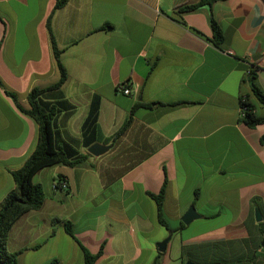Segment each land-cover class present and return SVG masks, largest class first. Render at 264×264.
Here are the masks:
<instances>
[{
  "label": "crops",
  "instance_id": "1",
  "mask_svg": "<svg viewBox=\"0 0 264 264\" xmlns=\"http://www.w3.org/2000/svg\"><path fill=\"white\" fill-rule=\"evenodd\" d=\"M201 1L210 3L178 10ZM55 3L0 0V203L37 137L35 122L5 89L27 106L33 87L59 79L52 41L67 79L43 101L56 108V144L86 155L33 176L45 199L9 231L7 248L18 264H84L80 245L91 253L103 245L93 264H153L159 255L156 264H264V123L247 126L240 109L248 96L264 116L242 81L245 67L255 65L264 92V0ZM211 16L222 48L212 42ZM137 103L148 106L132 111ZM94 143L110 147L95 156L88 152ZM164 179L170 227L190 205L200 215L172 233L147 195Z\"/></svg>",
  "mask_w": 264,
  "mask_h": 264
},
{
  "label": "trees",
  "instance_id": "2",
  "mask_svg": "<svg viewBox=\"0 0 264 264\" xmlns=\"http://www.w3.org/2000/svg\"><path fill=\"white\" fill-rule=\"evenodd\" d=\"M67 0H56L54 9L62 7ZM209 1H201L195 4L183 5L178 8L179 12L195 9ZM183 23V21L181 20ZM210 24L213 30L212 42L219 48H222L223 36L216 21L210 17ZM52 49L59 70V79L46 87H33L26 95L27 106H24L16 94L5 89V93L10 96L16 107L23 114L30 117L37 125L36 144L31 154L26 158L23 165L12 171L15 188L8 191L0 203V264H18L17 252L10 251L7 248V240L11 227L16 220L30 210H38L41 208L45 194L40 184L33 182V176L41 169L58 164L73 166L86 158V155L72 154L67 151L66 146L60 147L56 144L53 120L56 115L54 106L47 107L43 101V96L48 92L59 90L67 79V71L60 60V50L52 41ZM257 66L247 65L244 69L242 81L247 82L251 96L257 103L264 107V92L256 83ZM122 88L127 87V83L121 85ZM184 102H176L173 105H179ZM148 104L137 103L133 109L139 107H147ZM241 120L249 127H255L264 123V116L256 113L255 105L250 101L248 96L240 98ZM97 105H92L89 119L93 120L96 117ZM130 122V117L124 125L114 135V139L120 136L127 128ZM260 142L264 143V134L260 137ZM89 145V144H88ZM166 179L158 193L147 192L157 207V220L166 227L170 233L174 230L181 229L184 224L182 222L172 229L166 217L163 214V202L165 196ZM57 221V220H56ZM65 231L73 236L72 225L69 221H64ZM84 254V264H93L95 260L102 254L103 245L100 246L96 253L89 252L86 248L80 245ZM160 256V255H159ZM159 256L156 257L153 264L159 262Z\"/></svg>",
  "mask_w": 264,
  "mask_h": 264
},
{
  "label": "water",
  "instance_id": "3",
  "mask_svg": "<svg viewBox=\"0 0 264 264\" xmlns=\"http://www.w3.org/2000/svg\"><path fill=\"white\" fill-rule=\"evenodd\" d=\"M110 146L107 145H102L100 143H94L91 146H89L88 148V152L92 155H100L101 153L105 152ZM200 215L196 212L195 206L194 205H190L189 208L186 210V212L182 215L181 217V221L184 224H188L190 223L192 220L199 218ZM255 217L257 220H260V215H259V211L255 210ZM170 236H167L164 240H162L161 242H159L157 244L158 250L160 252L165 251V247H166V243L169 240ZM184 264H196L193 261H186Z\"/></svg>",
  "mask_w": 264,
  "mask_h": 264
},
{
  "label": "built area",
  "instance_id": "4",
  "mask_svg": "<svg viewBox=\"0 0 264 264\" xmlns=\"http://www.w3.org/2000/svg\"><path fill=\"white\" fill-rule=\"evenodd\" d=\"M263 61H264V58H263ZM122 92H123L124 94H129V93H130V89H129V87H124V88H122ZM66 186H67V183H66L65 181H63V182L61 183V187H62V188H66Z\"/></svg>",
  "mask_w": 264,
  "mask_h": 264
},
{
  "label": "rangeland",
  "instance_id": "5",
  "mask_svg": "<svg viewBox=\"0 0 264 264\" xmlns=\"http://www.w3.org/2000/svg\"><path fill=\"white\" fill-rule=\"evenodd\" d=\"M263 110H264V109H260V110H259V113L261 114V112H260V111H263ZM166 237H167V236H166ZM166 237H165V238H166ZM173 254H174V250H172V254H171V256H170L171 258H173V257H174V255H173ZM169 264H173V261H172V262H170Z\"/></svg>",
  "mask_w": 264,
  "mask_h": 264
}]
</instances>
